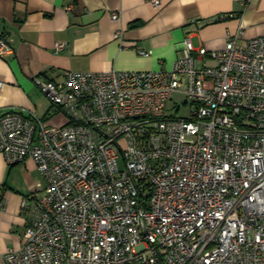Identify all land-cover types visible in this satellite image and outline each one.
Listing matches in <instances>:
<instances>
[{
    "label": "built area",
    "instance_id": "obj_1",
    "mask_svg": "<svg viewBox=\"0 0 264 264\" xmlns=\"http://www.w3.org/2000/svg\"><path fill=\"white\" fill-rule=\"evenodd\" d=\"M226 36L212 51L186 37L170 71L36 79L65 123L0 115V153L32 159L45 183L21 202L6 264H264V35ZM12 54L0 34V57ZM207 57L216 65L198 68ZM177 92L186 116L165 112Z\"/></svg>",
    "mask_w": 264,
    "mask_h": 264
},
{
    "label": "crops",
    "instance_id": "obj_2",
    "mask_svg": "<svg viewBox=\"0 0 264 264\" xmlns=\"http://www.w3.org/2000/svg\"><path fill=\"white\" fill-rule=\"evenodd\" d=\"M161 1L155 8L151 0H0V34L14 46V54L0 57V115L33 112L54 121L36 79L61 81L68 70L170 71L186 37L194 48L212 51L225 46L228 32L242 45L264 35V0ZM55 43L65 46L55 51ZM216 63L207 57L196 66ZM44 184L32 159L9 165L0 153V264L7 251L21 247L22 200L40 197Z\"/></svg>",
    "mask_w": 264,
    "mask_h": 264
},
{
    "label": "rangeland",
    "instance_id": "obj_3",
    "mask_svg": "<svg viewBox=\"0 0 264 264\" xmlns=\"http://www.w3.org/2000/svg\"><path fill=\"white\" fill-rule=\"evenodd\" d=\"M188 102L187 97L182 92H177L172 95V99L166 104L167 115L186 116L189 113V106L185 104ZM177 108L178 111H177ZM64 114L57 113L54 115V121L48 122L49 124H62L66 122Z\"/></svg>",
    "mask_w": 264,
    "mask_h": 264
}]
</instances>
